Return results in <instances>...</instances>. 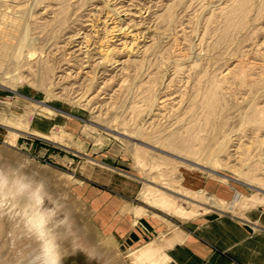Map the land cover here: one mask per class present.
I'll return each mask as SVG.
<instances>
[{"label": "rangeland", "instance_id": "obj_1", "mask_svg": "<svg viewBox=\"0 0 264 264\" xmlns=\"http://www.w3.org/2000/svg\"><path fill=\"white\" fill-rule=\"evenodd\" d=\"M263 152L264 0H0V164L69 194L111 264L215 219L264 233Z\"/></svg>", "mask_w": 264, "mask_h": 264}, {"label": "clouds", "instance_id": "obj_2", "mask_svg": "<svg viewBox=\"0 0 264 264\" xmlns=\"http://www.w3.org/2000/svg\"><path fill=\"white\" fill-rule=\"evenodd\" d=\"M5 220L19 223L35 241L21 264H61L64 243L83 251L94 264L108 262L103 250L86 242L64 195L50 192L23 163L0 164V222Z\"/></svg>", "mask_w": 264, "mask_h": 264}, {"label": "crops", "instance_id": "obj_3", "mask_svg": "<svg viewBox=\"0 0 264 264\" xmlns=\"http://www.w3.org/2000/svg\"><path fill=\"white\" fill-rule=\"evenodd\" d=\"M192 179L202 182L194 176ZM186 187L197 191V185ZM207 188L215 190L216 195H225L218 185H207ZM86 214L90 217L87 209ZM251 224L253 229L258 227L256 223ZM90 225L95 232L98 231L92 218ZM100 246L105 254H117L114 249ZM162 247L164 254L160 259L156 256L158 250L151 245L140 252V260L149 261V264H264V233H255L232 219H215L200 231L182 232L169 239Z\"/></svg>", "mask_w": 264, "mask_h": 264}, {"label": "bare ground", "instance_id": "obj_4", "mask_svg": "<svg viewBox=\"0 0 264 264\" xmlns=\"http://www.w3.org/2000/svg\"><path fill=\"white\" fill-rule=\"evenodd\" d=\"M102 52L104 57L108 59L111 56L113 49L111 50L110 48H107L106 50H102ZM262 161H264V158L262 159ZM40 173L33 172L31 175L35 176L37 179H41L45 181V183L48 185L49 191L52 192L53 194H63L66 199L68 207L71 209V212L75 213L76 205L75 203H72V201L70 200L69 194L63 193L62 192L63 190H60L59 185L53 183L49 179V177H47L43 173H42L43 175ZM209 200L212 201V198ZM12 219H14V217H12ZM89 231L92 233L93 228L89 227ZM35 247H36L35 241L28 234L25 233V231L23 230V228L19 223H11L9 222V220L0 222V264H21V262L24 259H26L27 255L30 254L31 251L35 249ZM105 256L109 257L107 264H111L114 262L117 254L115 252H110L105 254Z\"/></svg>", "mask_w": 264, "mask_h": 264}]
</instances>
